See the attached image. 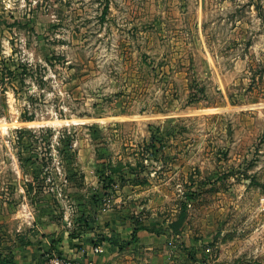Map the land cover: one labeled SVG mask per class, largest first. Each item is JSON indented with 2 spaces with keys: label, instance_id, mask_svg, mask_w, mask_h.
Segmentation results:
<instances>
[{
  "label": "rangeland",
  "instance_id": "374dc122",
  "mask_svg": "<svg viewBox=\"0 0 264 264\" xmlns=\"http://www.w3.org/2000/svg\"><path fill=\"white\" fill-rule=\"evenodd\" d=\"M7 65L31 70L0 87V256L110 215L163 236L170 264H264V0H0ZM42 128L54 197L36 202L12 134Z\"/></svg>",
  "mask_w": 264,
  "mask_h": 264
},
{
  "label": "crops",
  "instance_id": "0c3cea01",
  "mask_svg": "<svg viewBox=\"0 0 264 264\" xmlns=\"http://www.w3.org/2000/svg\"><path fill=\"white\" fill-rule=\"evenodd\" d=\"M135 229L131 220L109 215L97 226L72 236L70 229L50 220L43 223L35 239L19 246L9 257L0 256V264H45L48 253L82 264H170L166 259L170 248L159 246L164 237L140 230L134 239ZM95 247L103 252L95 254Z\"/></svg>",
  "mask_w": 264,
  "mask_h": 264
},
{
  "label": "trees",
  "instance_id": "16d2710c",
  "mask_svg": "<svg viewBox=\"0 0 264 264\" xmlns=\"http://www.w3.org/2000/svg\"><path fill=\"white\" fill-rule=\"evenodd\" d=\"M28 70L30 72L31 68L29 69L27 67V65L23 66V70L22 72H20L19 74H15L14 71H12L9 66L7 65L6 67L1 68L0 67V87L6 86V85H12V83L16 80V78H20L23 77L24 75L27 76ZM3 89V88H1ZM6 91V90H5ZM4 106H2L3 108ZM4 109V108H3ZM4 116V112H2V110H0V117ZM24 121H33L34 117L29 116V117H24L23 119ZM65 132H67L65 130ZM53 130L51 128H42L40 131L36 132L33 129H26V130H15L13 131L12 134V142L15 144H17L20 149V151L18 152V154H20V157H22L25 153L29 154L30 158L28 159L29 163L28 165L25 164L26 160L23 163V167L26 168H32L35 175L37 176L35 178V182H29L28 184V192L31 193L34 190H37L39 193V196L41 195V197L39 198V196H37L36 198L33 199V201L36 202H40L42 200L45 201L46 198H48V194H51V196L54 197V194L52 193H48L46 194V191L48 189V185L47 182L45 181V178H42V173H43V169H50L51 167L49 166V161H52L51 159H47V153L49 151L48 148H46V145L44 146V148H42L43 150H41V146L38 147V145L40 144H47L46 142H50V140H52L53 138ZM60 143H61V157H63L64 159H66L68 161V164L64 165L66 166V170L67 171V176L66 179H69L70 182H72V178L76 179L78 178V176L80 177V173H79V168H76L75 165V161H76V151L73 148V143L75 140V137L71 134H67V133H60ZM156 139V138H153ZM38 144V145H37ZM154 148V150H156V146L153 143H151L147 149H152ZM156 153V151H155ZM42 161L41 167L43 168H39L38 165V160ZM31 160V161H30ZM34 160V161H32ZM63 168V167H62ZM49 171V170H48ZM45 173V172H44ZM80 180L82 181V175ZM79 181H76V184H78ZM36 184L33 186V184ZM114 184V178H112L109 183H108V187H110L111 185ZM74 185V183L72 182V186ZM79 185V184H78ZM37 198H39V200H37ZM55 201H57V199H55ZM182 212L180 213L178 219L172 223V225L170 226L171 229L173 230V232L177 235L180 232V229L183 227L184 223L187 220V204L184 203L182 204ZM53 215L52 213L49 214V216ZM63 215V213H62ZM140 230H149L146 227H142V226H138L133 234V238L136 239L137 237V233ZM76 234H72V236H75ZM61 256V255H60Z\"/></svg>",
  "mask_w": 264,
  "mask_h": 264
},
{
  "label": "built area",
  "instance_id": "2783aa9c",
  "mask_svg": "<svg viewBox=\"0 0 264 264\" xmlns=\"http://www.w3.org/2000/svg\"><path fill=\"white\" fill-rule=\"evenodd\" d=\"M95 254H101L103 252L102 248L95 247L94 248ZM45 264H82L74 259L69 257L60 256L54 253H48L46 256ZM87 264H95L94 262H88Z\"/></svg>",
  "mask_w": 264,
  "mask_h": 264
}]
</instances>
